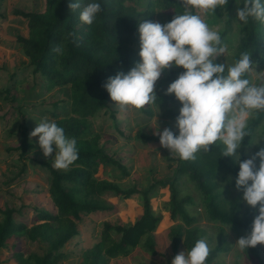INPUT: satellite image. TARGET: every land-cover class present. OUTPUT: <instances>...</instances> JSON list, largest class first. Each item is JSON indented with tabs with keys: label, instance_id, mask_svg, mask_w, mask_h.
I'll list each match as a JSON object with an SVG mask.
<instances>
[{
	"label": "trees",
	"instance_id": "16d2710c",
	"mask_svg": "<svg viewBox=\"0 0 264 264\" xmlns=\"http://www.w3.org/2000/svg\"><path fill=\"white\" fill-rule=\"evenodd\" d=\"M45 2L44 13L16 11L18 16L28 20L29 29L28 37H18L17 40L34 72L46 82L48 91L69 86L71 116L56 123L65 130L68 138L76 139L79 158L68 170L53 168V162H40L51 179L48 192L56 213L36 210L37 224L28 226L15 221L18 211L9 207L0 208L3 217L0 221V249L12 237H27L33 243H48V250L43 255L32 253L27 257L21 252L15 253L19 264H60L64 256L63 248L79 234L82 215L111 210L105 197L113 195L121 199L141 197L142 216L129 227L104 224L100 241L85 253L83 264H110V260L129 257L139 248L149 257H154L157 251L153 232L157 230L160 219L154 214L153 197L157 192L167 190L170 193L169 220L173 223L180 220L184 224L176 225L169 234L172 252L177 254L182 245L187 252L197 240L205 237V230L198 225V216L191 211L200 202L206 218L222 226L205 264H220L219 259L232 249L226 240L225 228L237 236L250 234L259 207H244L240 199L229 198L228 188L236 187L240 168L235 157H223L225 146L217 141L209 146V151L198 152L195 160L184 161L177 156L174 175L153 182L146 190L136 186L123 189L105 176L109 174V167L126 176L128 169L106 153L100 145V135H94L90 123L91 119L109 109L111 97L104 87L109 78L120 72L127 74L142 62L136 49L140 38L139 24L143 21L155 22L158 11L165 16L162 25L171 22L177 14L183 13L182 0H80L82 6L92 2L102 6L103 11L92 25L80 21V10L69 8L74 0ZM261 2L264 3V0ZM238 7H243V0H228L225 27L220 34L222 42L226 44L236 35V62L242 53H250L252 63L263 72L264 23L252 18L247 23L239 21ZM57 46L63 47V55L53 51ZM184 71L182 67L175 66L163 70L164 76L158 83V99L152 104L161 111L162 118L175 124L182 104L175 94L169 95L167 90ZM261 81L260 77L256 85ZM144 112L154 115L152 109ZM111 118L115 119L113 112ZM248 131L250 135L238 150L241 161L248 158V148L258 138H264V111H255ZM31 132L26 124L21 126L18 147L21 157L35 148ZM137 137L143 143H160L159 136L139 133ZM185 180L198 191L199 202L185 191ZM251 253L262 262L259 252L251 250Z\"/></svg>",
	"mask_w": 264,
	"mask_h": 264
},
{
	"label": "rangeland",
	"instance_id": "374dc122",
	"mask_svg": "<svg viewBox=\"0 0 264 264\" xmlns=\"http://www.w3.org/2000/svg\"><path fill=\"white\" fill-rule=\"evenodd\" d=\"M45 0H0V208L7 207L18 211L14 219L16 222L28 226L37 224L36 210H45L56 213L55 206L49 196L50 176L40 162H53L52 157L45 158L39 146V138H33L35 148L25 157L20 156V130L23 124L33 131L37 123L43 118L49 121L71 116V92L69 86L55 87L48 91L46 82L39 73L34 72L28 58L25 57L18 37H28V20L18 16L16 11L24 13H44ZM194 14H200L208 26L217 30L219 34L224 30L227 13L226 6L217 8L215 13L202 12L192 9ZM164 14L157 12L155 22L163 24ZM237 36L231 37L227 42L228 52L218 58L217 63L232 66L236 63L235 45ZM140 53L141 41L136 45ZM256 70L248 73L251 83L257 84L260 76ZM264 72V71H263ZM155 85L158 94V83ZM152 109L153 116L145 114L144 110ZM115 119L111 118V113ZM255 113V112H254ZM250 117L249 123L252 120ZM94 135H100V145L106 153L121 161L128 169V176L119 170L109 167L108 181L114 182L123 189L136 186L146 190L153 182L166 180L174 175L177 167V156L164 148L161 143H143L137 135H156V132L165 128L179 134L175 123L161 117V111L156 110L152 104L143 109L129 108L122 111L114 101H109V109L90 120ZM261 138H258V140ZM264 147V141L253 145L247 150V159L255 155ZM259 159L256 161L259 167ZM184 189L196 201L200 195L194 185L184 181ZM230 199H240L244 207L249 205L243 199V190L235 186L228 188ZM170 193L167 190L157 192L153 197V210L160 219L159 226L153 235L156 239L157 255L149 257L142 249H136L129 257H120L110 260V264H172L176 255L185 252L182 245L177 254L172 252L170 232L180 220L173 223L169 220L168 201ZM105 202L112 208L92 214H83L82 222L78 225L79 234L70 241L62 250L63 260L60 264H83L85 253L100 241L104 224L111 223L129 227L135 224L143 212L141 197L132 199L116 198L113 195L105 197ZM198 216V225L205 230L210 248L216 244V236L222 226L210 222L206 218L205 210L201 203L191 210ZM3 217L0 214V221ZM184 225V224H183ZM226 229V240L232 245L230 252L219 259L220 264H264V245L241 251L237 246L240 237ZM248 235V234H246ZM243 235V236H246ZM48 250V243L39 241L31 242L27 237H12L5 247L0 249V264H19L15 253L21 252L25 257L32 253L43 255ZM251 250L259 252L261 261L257 260Z\"/></svg>",
	"mask_w": 264,
	"mask_h": 264
},
{
	"label": "clouds",
	"instance_id": "9594fccd",
	"mask_svg": "<svg viewBox=\"0 0 264 264\" xmlns=\"http://www.w3.org/2000/svg\"><path fill=\"white\" fill-rule=\"evenodd\" d=\"M182 4L183 13L167 24L152 21L139 24L142 62L127 74L120 72L110 77L104 87L122 111L140 110L157 101L155 85L163 70L173 66L185 69L167 90L182 104L176 121L179 135L169 128L162 133L159 130L156 135L164 148L184 161L195 160L198 152L209 151V146L217 141L225 146L223 157L236 158L240 168L236 187L243 190V199L249 206L253 209L259 206L250 234L240 237L236 244L241 251H248L264 245V147L243 161L238 150L250 135V117L255 111H264V72H260L259 85L246 78V74L256 70L252 55L247 52L232 66L216 62L228 52V47L219 32L211 29L192 9L215 13L228 0H182ZM69 8L80 10V21L86 25H92L103 11L100 3L82 6L80 0L71 2ZM237 18L244 23L250 18L264 23V3L243 0V7L237 9ZM53 51L58 55L64 53L62 46ZM30 137H39L45 158L55 153L52 167L57 170H68L79 158L76 139L68 138L55 121L41 119ZM261 141L264 138L255 145ZM210 251L207 239L201 238L187 254L176 255L172 264H205Z\"/></svg>",
	"mask_w": 264,
	"mask_h": 264
}]
</instances>
